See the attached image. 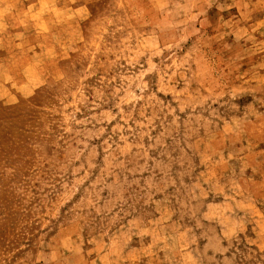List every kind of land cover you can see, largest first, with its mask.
Wrapping results in <instances>:
<instances>
[{"label": "rangeland", "instance_id": "obj_1", "mask_svg": "<svg viewBox=\"0 0 264 264\" xmlns=\"http://www.w3.org/2000/svg\"><path fill=\"white\" fill-rule=\"evenodd\" d=\"M0 264H264V0H0Z\"/></svg>", "mask_w": 264, "mask_h": 264}]
</instances>
